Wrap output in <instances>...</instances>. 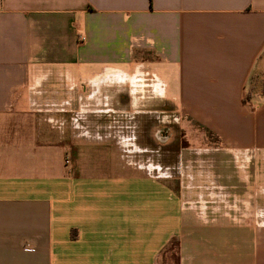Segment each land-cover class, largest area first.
<instances>
[{"label":"crops","instance_id":"obj_1","mask_svg":"<svg viewBox=\"0 0 264 264\" xmlns=\"http://www.w3.org/2000/svg\"><path fill=\"white\" fill-rule=\"evenodd\" d=\"M141 71L215 154H124ZM263 90L264 0H0V264H264Z\"/></svg>","mask_w":264,"mask_h":264},{"label":"flooded vegetation","instance_id":"obj_2","mask_svg":"<svg viewBox=\"0 0 264 264\" xmlns=\"http://www.w3.org/2000/svg\"><path fill=\"white\" fill-rule=\"evenodd\" d=\"M116 97V100L111 101L109 103L107 102L108 104H105L106 106L104 107V113L106 115L102 118L100 122L105 124L113 123L114 128H118L117 130H119L120 135L126 134V136L132 141L133 145L139 144L143 148L139 149L138 151H133L132 155L134 157L143 158L148 156L157 158V156L161 154L163 155V157H168L165 154L167 152H173L176 153V158L174 159H177L181 155L182 150L186 147L185 145H181L180 142L182 141L186 144L185 139H179L176 141L179 144V148L176 150L163 149L160 151V146H174V144L172 143H174L175 140L172 139V133H169L168 130H170L171 125L178 124L180 121V116L177 114L174 106L170 102H168L166 99H158L148 94H141L137 97L144 98L143 102L146 103V106H144L146 108L133 109L131 107V96L129 95L127 89H124L123 93L117 94ZM109 104L110 106H107ZM124 110L131 111L132 115H121V112H124ZM141 114H148L152 119H156L157 121L155 129L154 127L152 129V138L149 139L150 141H146V145L139 143V116H141ZM125 117H127L126 119L128 120H124ZM79 125L90 131V127L87 123V120H85V122H82ZM168 142L170 144H168ZM143 152H146L147 154L143 155ZM140 153H142V155Z\"/></svg>","mask_w":264,"mask_h":264},{"label":"rangeland","instance_id":"obj_3","mask_svg":"<svg viewBox=\"0 0 264 264\" xmlns=\"http://www.w3.org/2000/svg\"><path fill=\"white\" fill-rule=\"evenodd\" d=\"M126 82H129V81H124V83H126ZM118 84H120V83H118ZM130 88H132V87H130ZM131 91H132V93H130V95L132 97L131 98V107L133 109L146 108V107H144V106H146V103L143 102L144 98L137 97L138 95H141V94L139 92H136V90H131ZM143 94L146 95L145 93H143ZM126 118L127 117H125L124 120H128ZM139 119H140V124H139V129H140L139 130V143L146 145L147 144L146 141H150L149 139L152 138L151 137L152 129H153V127L155 129L157 121H156V119H152L148 114H141V116H139ZM192 126L193 127H192V129L190 131V136H192V138H194V140L192 142H190V144H188V143L185 144L182 141L180 142L181 145H185V147L190 148L192 150V151H190V153L188 155L189 156L195 155L194 149L197 148V146L201 145L200 141L195 140L196 137H198V135H199L198 133H200V132L204 133V135L206 137V142L204 143V145H206V144L209 145V146H205L204 147V151H205L204 154H207L208 156L210 154H215L216 151H212L210 149V146L213 145V143H214L213 135L210 134L209 132H205L204 130L200 129L198 126H195L194 124H192ZM168 131H169V133L170 132L172 133V139L175 140V142L172 143V144H174V146L173 145L172 146H164V147L160 146V151L163 150V149L164 150L165 149H170V150H174L175 149L176 150V149L179 148V146H178L179 144L176 141L179 140V139L183 140L184 138H186V136H184L183 129L179 128V124L171 125V128ZM123 137H124L123 143H125V144H128V143L133 144L132 141L130 140V138H128L126 136V134H124ZM128 140H130V141H128ZM168 144H170V143L168 142ZM138 145H137V147L134 145L132 148H126L127 146L126 147L124 146L123 147L124 154L126 153V151H127V153H129V151L133 152V151H138L139 149H143L140 145L138 147ZM156 148H157V146H156ZM198 149L200 150L199 147H198ZM170 150H169V152H170ZM140 154L142 155V153H140ZM146 154H147L146 152H143V155H146ZM249 154H251V153H249ZM165 155L168 156V157H163L162 154L157 156V159L160 160V165H163V163L166 164L169 160H171V162H172L174 160V158H176V153H173V152H170V153L167 152ZM259 155L262 157V155H264V153L260 152ZM139 160L141 161V158H139ZM257 165H259V167L260 166L264 167V157L259 160ZM263 170H264V168H263ZM169 171H170V169H168V168H166V170L165 169L163 170V167L162 166L160 167V173H167ZM173 172H174V169L171 168V173H173ZM174 186H177V181H175ZM175 252H176V243H175V241H171L164 249V253L166 255H165V258L163 259V262L166 263V264H174L175 263V256H176Z\"/></svg>","mask_w":264,"mask_h":264},{"label":"built area","instance_id":"obj_4","mask_svg":"<svg viewBox=\"0 0 264 264\" xmlns=\"http://www.w3.org/2000/svg\"><path fill=\"white\" fill-rule=\"evenodd\" d=\"M124 77L126 81H129V85H132V89L134 88L133 90H136V92H139L140 94L145 93L156 97L158 90L162 88V84L155 78V76L146 71L137 72L132 76Z\"/></svg>","mask_w":264,"mask_h":264},{"label":"trees","instance_id":"obj_5","mask_svg":"<svg viewBox=\"0 0 264 264\" xmlns=\"http://www.w3.org/2000/svg\"><path fill=\"white\" fill-rule=\"evenodd\" d=\"M264 91V90H263Z\"/></svg>","mask_w":264,"mask_h":264}]
</instances>
